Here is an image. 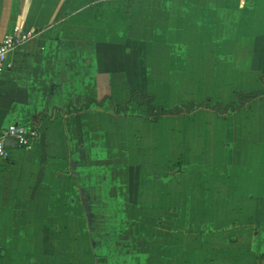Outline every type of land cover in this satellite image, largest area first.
Wrapping results in <instances>:
<instances>
[{"label": "crops", "instance_id": "crops-1", "mask_svg": "<svg viewBox=\"0 0 264 264\" xmlns=\"http://www.w3.org/2000/svg\"><path fill=\"white\" fill-rule=\"evenodd\" d=\"M18 27L0 133L40 138L0 162V264H264V0H0Z\"/></svg>", "mask_w": 264, "mask_h": 264}, {"label": "built area", "instance_id": "built-area-1", "mask_svg": "<svg viewBox=\"0 0 264 264\" xmlns=\"http://www.w3.org/2000/svg\"><path fill=\"white\" fill-rule=\"evenodd\" d=\"M36 36L34 29L18 27L12 33H8L0 43V74L13 68L9 55L15 49ZM40 131L37 126H24L13 124L0 133V162L11 159V151L14 149L30 150L39 140ZM9 141V146L6 142Z\"/></svg>", "mask_w": 264, "mask_h": 264}, {"label": "trees", "instance_id": "trees-1", "mask_svg": "<svg viewBox=\"0 0 264 264\" xmlns=\"http://www.w3.org/2000/svg\"><path fill=\"white\" fill-rule=\"evenodd\" d=\"M263 93L257 92V93L251 94V95L239 94V97H238V99L240 101L239 106H235V105L231 104V105H228L224 108L220 104L215 105V106H211L210 104H204V105L198 106L194 103H191L189 106L176 107V108L168 110V109H165L163 107L155 106L154 105V98L151 96L140 97V102L146 103L148 105L149 115H150L152 121L156 122L161 117L178 116V115H182V114L188 115V114H191L193 111H196V110H199L202 108L216 110V111L220 112L221 114H227L229 112H236L237 110L248 106V103L246 102L248 99L253 100ZM134 96L139 97L140 95H139V93H134ZM123 108L125 110H127L128 104L123 106Z\"/></svg>", "mask_w": 264, "mask_h": 264}, {"label": "rangeland", "instance_id": "rangeland-1", "mask_svg": "<svg viewBox=\"0 0 264 264\" xmlns=\"http://www.w3.org/2000/svg\"><path fill=\"white\" fill-rule=\"evenodd\" d=\"M246 82H251V80H246ZM240 94H242V93H240ZM238 97H239V94H238ZM165 98H169V97H163L162 98V100H163V104L162 105H166V104H168L167 102H169V101H167V100H164ZM251 100L252 99H248L246 102L248 103V105H249V103L251 102ZM154 105H155V103H154ZM156 106V105H155ZM239 106V105H238ZM248 107V106H247ZM166 109V108H165ZM253 134V133H252ZM250 146V145H249ZM163 155L164 156H162L161 158H163V159H165V160H168V159H170V158H174L175 156H176V154L175 153H170L169 152V150H168V152L167 153H163ZM257 160L258 159H255L254 160V167L256 166V169L258 168L257 167ZM262 160V159H261ZM253 173V171L251 172V173H249V174H252ZM213 175V174H212ZM229 205H232L233 207H238L239 205H235V204H229ZM227 208H228V206H227ZM216 210V211H215ZM228 211H230V213H229V215H231L232 213H231V209H228ZM226 216V215H228V214H224V213H222V209L220 208H218V206L217 205H212L210 208H209V216L210 217H213V218H215L216 216H218V217H223V216Z\"/></svg>", "mask_w": 264, "mask_h": 264}, {"label": "water", "instance_id": "water-1", "mask_svg": "<svg viewBox=\"0 0 264 264\" xmlns=\"http://www.w3.org/2000/svg\"><path fill=\"white\" fill-rule=\"evenodd\" d=\"M9 144H10L9 141H7V142H6V145L9 146Z\"/></svg>", "mask_w": 264, "mask_h": 264}]
</instances>
